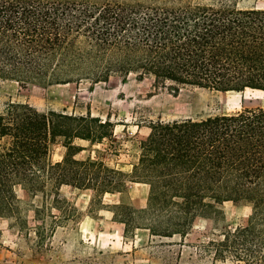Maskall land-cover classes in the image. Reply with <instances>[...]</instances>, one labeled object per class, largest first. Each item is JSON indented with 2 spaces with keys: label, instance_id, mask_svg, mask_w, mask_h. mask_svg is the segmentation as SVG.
<instances>
[{
  "label": "trees",
  "instance_id": "1",
  "mask_svg": "<svg viewBox=\"0 0 264 264\" xmlns=\"http://www.w3.org/2000/svg\"><path fill=\"white\" fill-rule=\"evenodd\" d=\"M130 75L174 91L264 92V10L239 7L238 0H0V80L45 88ZM148 129L137 162L123 172L90 156L76 158L84 150L76 142L110 138L111 122L6 103L0 218L28 230L19 188L31 201L50 203L32 210L35 234L51 233L57 226L51 210L67 206L62 187L101 199L144 184V208L115 206L124 236L144 229L151 237H185L196 218L220 214L224 202L246 203L245 225L210 247L215 260L264 264V108L150 122ZM57 141L65 154L51 163Z\"/></svg>",
  "mask_w": 264,
  "mask_h": 264
},
{
  "label": "rangeland",
  "instance_id": "2",
  "mask_svg": "<svg viewBox=\"0 0 264 264\" xmlns=\"http://www.w3.org/2000/svg\"><path fill=\"white\" fill-rule=\"evenodd\" d=\"M238 6L264 10V0H238ZM27 104L38 111H53L109 121L113 134L99 144L77 141L83 147L76 158L90 156L111 168L129 172L137 162L139 143L149 133V123L181 119L199 120L209 116L232 114L246 109L264 108V92H219L192 86L174 91L168 84L154 86L152 80L112 76L106 82L87 80L62 86L41 87L0 80V109L6 103ZM65 154L62 141L51 148L49 160L59 162ZM143 186H130L133 196L142 195ZM28 230H20L12 221L0 218V264H238L215 260L210 242L225 231L245 225L251 207L246 203L224 202L220 214L196 218L185 237H151L147 230L130 229L116 222L118 195L97 198L91 191L80 193L69 187L60 189L67 206L61 212L52 209L57 226L53 232L35 234L33 208L50 209L40 198L31 201L21 189L15 190ZM127 190L123 193L124 200ZM33 206V208H32ZM142 209V207H134ZM116 213V216L114 213ZM47 214H45L46 216ZM46 217V226L51 223Z\"/></svg>",
  "mask_w": 264,
  "mask_h": 264
},
{
  "label": "crops",
  "instance_id": "3",
  "mask_svg": "<svg viewBox=\"0 0 264 264\" xmlns=\"http://www.w3.org/2000/svg\"><path fill=\"white\" fill-rule=\"evenodd\" d=\"M132 185H139V186H143V187H145V188H143V190H142V195H141V197L140 198H138V196H133L132 194H131V190H130V186H132ZM76 190V189H75ZM78 192H80V193H84V192H86V191H88V190H77ZM127 195H129V196H126V198H125V200H124V196H122L123 195V193H121V194H116V195H118V197L119 198H117L120 202H123V201H127V202H129L128 204H130V205H132V206H134V207H142V204H144V202L146 203V199H147V194H148V187L146 186V185H144V184H130L129 186H128V188H127V193H126ZM120 224V223H119ZM120 225H122V224H120ZM138 230H144V229H138ZM122 232H123V230H122Z\"/></svg>",
  "mask_w": 264,
  "mask_h": 264
}]
</instances>
